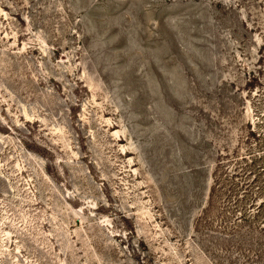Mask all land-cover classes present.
<instances>
[{
  "label": "rangeland",
  "instance_id": "rangeland-1",
  "mask_svg": "<svg viewBox=\"0 0 264 264\" xmlns=\"http://www.w3.org/2000/svg\"><path fill=\"white\" fill-rule=\"evenodd\" d=\"M0 264H264V0H0Z\"/></svg>",
  "mask_w": 264,
  "mask_h": 264
}]
</instances>
